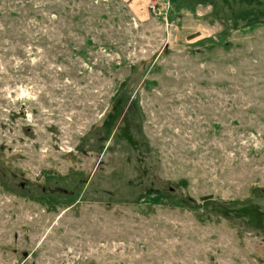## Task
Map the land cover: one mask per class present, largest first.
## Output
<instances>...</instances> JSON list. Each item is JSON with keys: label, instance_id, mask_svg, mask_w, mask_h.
Returning a JSON list of instances; mask_svg holds the SVG:
<instances>
[{"label": "rangeland", "instance_id": "374dc122", "mask_svg": "<svg viewBox=\"0 0 264 264\" xmlns=\"http://www.w3.org/2000/svg\"><path fill=\"white\" fill-rule=\"evenodd\" d=\"M0 264H264V0H0Z\"/></svg>", "mask_w": 264, "mask_h": 264}]
</instances>
